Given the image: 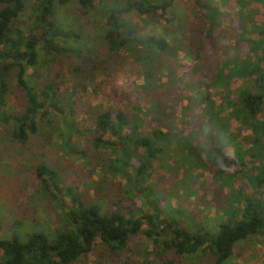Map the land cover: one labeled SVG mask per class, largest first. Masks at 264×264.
I'll list each match as a JSON object with an SVG mask.
<instances>
[{
  "label": "trees",
  "instance_id": "1",
  "mask_svg": "<svg viewBox=\"0 0 264 264\" xmlns=\"http://www.w3.org/2000/svg\"><path fill=\"white\" fill-rule=\"evenodd\" d=\"M105 1L0 0V113L8 110L11 79L27 100L21 114L8 115L16 125L11 138L26 144L39 131L37 117L47 123L50 113L67 114L73 133H93L95 150L109 152L103 173L117 180L126 196V204L106 211L102 203L86 202L65 188L56 232L33 233L24 243L18 237L0 239V264H79L98 252L99 244L116 258L138 237L152 245L144 264H230L237 245L264 237V0H235L253 7L250 13L218 7L232 0H194L200 14L190 42L195 60L184 75L172 70L153 89L144 85V116L127 111L129 94L117 88L110 91L111 105L94 114L79 103L91 74L107 61L91 49H67L79 44L82 34L63 27L60 11L74 4L84 17ZM31 2L33 23L24 30L20 18ZM116 4L106 19L107 58L141 48L154 53L144 64L158 67L157 58L170 53V43L142 35L129 17L174 24L176 0ZM41 54L53 60L72 55L79 62L71 72L70 113L62 105L64 82L54 79L37 89L26 78L28 68L39 66ZM177 98L186 101L185 114L167 116L164 110ZM208 174L210 186L203 181ZM58 176L49 167L37 170L45 191L54 186V195L63 191ZM177 187L183 196L173 191ZM208 187L229 192L223 199L210 198Z\"/></svg>",
  "mask_w": 264,
  "mask_h": 264
},
{
  "label": "rangeland",
  "instance_id": "2",
  "mask_svg": "<svg viewBox=\"0 0 264 264\" xmlns=\"http://www.w3.org/2000/svg\"><path fill=\"white\" fill-rule=\"evenodd\" d=\"M128 0H106L105 3L88 16L79 15L76 6L70 5L60 11V21L63 27L79 29L82 34V41L71 43L67 49L88 50L96 52L101 61L106 60L107 64L103 69L94 71L91 79H88L87 92L80 100V105L94 114L102 108L110 106V91L117 88L121 93L129 94L130 107L128 112L134 110L144 116L146 112L141 105L146 97L145 84H150V89L159 83L166 82L167 73L176 70L178 74H186L189 66L195 60L194 48L190 42L194 37V29L199 26L200 14L195 7L194 0H176L174 24L158 22L153 17H139L133 14L129 17L133 24H138L142 35H157L165 37L170 43V53L162 59H158V67H147L144 64L145 58L154 53L138 48L133 53L109 59V46L104 39L106 33V19L110 8L117 7L115 3ZM161 2L163 0H151ZM221 8L238 12H249L251 6L242 7L235 2ZM249 1V0H247ZM218 3V0H215ZM116 4V5H117ZM31 2L30 8L20 18V27L28 30L33 23ZM264 13V11H263ZM264 17V14L262 15ZM156 55V54H155ZM79 65L78 60L70 56H59L55 60L44 57L41 54V62L37 68H28L27 80L29 84L41 88L44 84L56 79L61 84L65 95L62 98L67 113H70L68 100L72 93L71 87L73 76L71 72ZM111 67L107 72L104 69ZM70 75V77H69ZM175 85V90L179 88ZM68 91V92H66ZM68 93V94H66ZM186 101L177 98L170 108L164 110L167 116L176 113L178 117L185 114ZM27 106V100L16 82L11 79L10 94L8 95V110L3 108L0 113V239L12 240L18 237L23 243L33 233H55L60 227V206L61 198L64 196L65 188H72L75 195L86 202H100L106 211L111 208L117 209L126 204L125 194L120 189V184L109 175L103 173L105 160L109 159V152L95 150L90 142L93 133L88 136H79L71 129L72 121L67 114L63 116L50 113L48 122L45 123L37 117L38 133L30 136L26 144H20L11 138L14 121H8V115L18 116ZM124 107L126 106L123 102ZM138 106V108H135ZM88 116H85V119ZM88 119V118H87ZM75 126V125H74ZM90 126L93 127L92 121ZM246 134V133H244ZM78 151H80L78 153ZM105 161V162H104ZM250 167L251 165L248 164ZM41 167H49L59 174L60 188L62 192L55 191L50 187V193L44 184L37 177V170ZM212 174H208L205 181L209 186L213 183ZM239 177V175H237ZM51 181V180H50ZM55 183V181H52ZM175 187V186H174ZM174 192L181 193L180 188H173ZM207 197L217 195L223 199L229 190H215L209 188L206 191ZM66 198V203H68ZM177 205L176 201H171ZM152 245L142 237L135 238L130 244L128 252L114 258L105 247L97 245L98 252L92 253L79 264H144L147 261L148 252L152 251ZM149 248V249H148ZM149 250V251H148ZM146 257V258H144ZM205 259V258H204ZM203 260V259H202ZM200 260V261H202ZM151 264V263H150ZM157 264V263H156ZM205 264V262H202ZM230 264H264V237L252 238L236 246V256Z\"/></svg>",
  "mask_w": 264,
  "mask_h": 264
},
{
  "label": "crops",
  "instance_id": "3",
  "mask_svg": "<svg viewBox=\"0 0 264 264\" xmlns=\"http://www.w3.org/2000/svg\"><path fill=\"white\" fill-rule=\"evenodd\" d=\"M0 136H2V135L0 134Z\"/></svg>",
  "mask_w": 264,
  "mask_h": 264
}]
</instances>
